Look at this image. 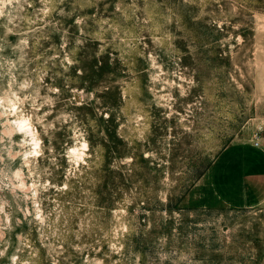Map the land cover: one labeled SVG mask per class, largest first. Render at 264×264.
Listing matches in <instances>:
<instances>
[{
    "label": "rangeland",
    "instance_id": "obj_1",
    "mask_svg": "<svg viewBox=\"0 0 264 264\" xmlns=\"http://www.w3.org/2000/svg\"><path fill=\"white\" fill-rule=\"evenodd\" d=\"M9 7L0 264H264V202L226 203L210 171L264 132V0ZM29 117L42 154L26 163L33 136L11 122Z\"/></svg>",
    "mask_w": 264,
    "mask_h": 264
},
{
    "label": "crops",
    "instance_id": "obj_2",
    "mask_svg": "<svg viewBox=\"0 0 264 264\" xmlns=\"http://www.w3.org/2000/svg\"><path fill=\"white\" fill-rule=\"evenodd\" d=\"M259 139V146L242 148L234 155L225 154L211 166L216 192L226 203L264 202V132Z\"/></svg>",
    "mask_w": 264,
    "mask_h": 264
},
{
    "label": "clouds",
    "instance_id": "obj_3",
    "mask_svg": "<svg viewBox=\"0 0 264 264\" xmlns=\"http://www.w3.org/2000/svg\"><path fill=\"white\" fill-rule=\"evenodd\" d=\"M14 4L15 5H19L20 4V0H0V17H3L5 15H7L9 23L12 22V20L14 18L13 15H12V12L15 11L14 8H10L9 6L14 5ZM5 9H9V11L6 12ZM10 30L11 29H9V31ZM153 66H155V65H153ZM22 87H27V85H22ZM52 91H58V90L52 89ZM181 95H184L183 90H181ZM13 96H15V93H13ZM16 99L19 100V97H16ZM24 99L27 100L29 98L25 97ZM20 103H23V101H20ZM45 103H49L50 104L51 101L47 100V101H45ZM9 105H10V108H6L4 114L5 115H8V114H13L14 115L16 113V106H15V104L12 103V101H9ZM42 106L43 105H41V107ZM33 107H36V105L33 104ZM45 115H47V113ZM30 120H31V117H29L27 119L21 118V119H18V120H15V121L11 122V123L17 125V130L18 131L27 132L29 135L33 136V139L31 141L25 140V141L22 142V145L24 143H31L33 145L32 150L24 154V160H25L26 163L28 161V157H30V156L36 157V156H40L42 154L39 151V148H40V145H41L42 141L37 139L38 134H36L35 130L32 128V126L30 124ZM37 123L43 124V120L38 118L37 119ZM48 127H51V126L49 125ZM45 131H47V128L45 129ZM87 149H88V144L86 142H81L79 148H76V147L70 148L65 153V155L68 156L70 164L76 165L78 163L84 162V157H85V153L87 152ZM17 155H20V153H17ZM13 158H15V157H13ZM53 162H55V161H53ZM16 175H19V172H17ZM65 187H67V185H65ZM36 207H37V216H36V218L38 220L42 221L39 205H36ZM0 210H2V209H0ZM124 231H127V229L125 228ZM110 247L112 249L116 250V251H119V249H116V245L115 244L110 245ZM6 250L7 249L5 248V251ZM0 255H3V253H0ZM11 259H12L13 264H16V260L18 258L16 256H13ZM97 264H100V262H97Z\"/></svg>",
    "mask_w": 264,
    "mask_h": 264
},
{
    "label": "bare ground",
    "instance_id": "obj_4",
    "mask_svg": "<svg viewBox=\"0 0 264 264\" xmlns=\"http://www.w3.org/2000/svg\"><path fill=\"white\" fill-rule=\"evenodd\" d=\"M17 54V53H16ZM5 88V87H4ZM7 88V87H6ZM2 90V89H1ZM12 89H10V91H11ZM4 91V90H3ZM7 91V90H6ZM6 98V97H5ZM4 98V99H5ZM6 99H8V95H7V98ZM9 101H10V99H9ZM6 102V101H5ZM7 103H8V101H7ZM21 119V118H20ZM25 119V118H24ZM30 124H31V126H33L32 125V121L30 120ZM33 128V127H32ZM25 134L27 133V132H24ZM84 142H86L87 143V141H84ZM88 144V143H87ZM85 155H86V153H85Z\"/></svg>",
    "mask_w": 264,
    "mask_h": 264
},
{
    "label": "built area",
    "instance_id": "obj_5",
    "mask_svg": "<svg viewBox=\"0 0 264 264\" xmlns=\"http://www.w3.org/2000/svg\"><path fill=\"white\" fill-rule=\"evenodd\" d=\"M259 141H260V139H259ZM259 141L256 142L257 145L260 143Z\"/></svg>",
    "mask_w": 264,
    "mask_h": 264
}]
</instances>
